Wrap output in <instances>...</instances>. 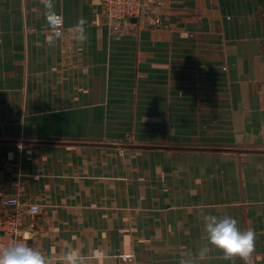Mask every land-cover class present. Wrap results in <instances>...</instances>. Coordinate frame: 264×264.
<instances>
[{
    "label": "crops",
    "instance_id": "crops-1",
    "mask_svg": "<svg viewBox=\"0 0 264 264\" xmlns=\"http://www.w3.org/2000/svg\"><path fill=\"white\" fill-rule=\"evenodd\" d=\"M52 5L59 39L42 0H0V169L41 208L29 244L51 264L73 248L179 264L204 247L198 264H245L208 244L204 216L227 215L264 264V0H154L123 34L101 0Z\"/></svg>",
    "mask_w": 264,
    "mask_h": 264
},
{
    "label": "clouds",
    "instance_id": "clouds-1",
    "mask_svg": "<svg viewBox=\"0 0 264 264\" xmlns=\"http://www.w3.org/2000/svg\"><path fill=\"white\" fill-rule=\"evenodd\" d=\"M47 9L45 16L55 39L62 36L61 18L52 10V0H42ZM86 21L81 18L77 22L74 32L75 40L85 42L87 35L84 25ZM38 211L36 207L32 212ZM204 230L207 234L208 244L223 252L226 260H232L239 257L245 264L255 250L256 233L252 229L241 230L238 222L231 216L217 217L215 215H206L203 218ZM208 247L202 248L195 257L189 254L182 258L179 264H198V261L206 259ZM87 257L76 249H68L63 255V264H87ZM0 264H51L49 257L32 247L29 243L20 241L7 246H0Z\"/></svg>",
    "mask_w": 264,
    "mask_h": 264
},
{
    "label": "built area",
    "instance_id": "built-area-1",
    "mask_svg": "<svg viewBox=\"0 0 264 264\" xmlns=\"http://www.w3.org/2000/svg\"><path fill=\"white\" fill-rule=\"evenodd\" d=\"M107 20L116 28L126 29L132 25L134 18H139L146 13L152 0H101ZM62 35L64 24L61 25ZM127 32L128 29H127ZM7 177L6 172L0 169V246H7L16 242L29 243L34 237V231L26 228L27 215H38L41 208L37 204L31 205L27 210L22 209V204L17 196L9 192L11 187L17 186ZM36 207L38 211L32 212Z\"/></svg>",
    "mask_w": 264,
    "mask_h": 264
},
{
    "label": "rangeland",
    "instance_id": "rangeland-1",
    "mask_svg": "<svg viewBox=\"0 0 264 264\" xmlns=\"http://www.w3.org/2000/svg\"><path fill=\"white\" fill-rule=\"evenodd\" d=\"M101 3H102V1H101ZM152 3H154V0H152L151 2H150V4H149V6H148V8H146V13L145 14H143L141 17H139L138 19H145L146 18V16L148 15V13H149V11H151V8H152ZM102 6H103V4H102ZM103 10H104V6H103ZM104 16H105V11H104ZM105 20H106V23H107V25L109 26V28H110V31L112 32V33H114V34H123V33H128L127 32V29H128V31H130V27L132 26H128L126 29H121V28H116V27H114L113 25H111L110 24V22L107 20V18H106V16H105ZM132 22V21H131ZM248 156L247 155H243V156H241V159H246Z\"/></svg>",
    "mask_w": 264,
    "mask_h": 264
},
{
    "label": "water",
    "instance_id": "water-1",
    "mask_svg": "<svg viewBox=\"0 0 264 264\" xmlns=\"http://www.w3.org/2000/svg\"><path fill=\"white\" fill-rule=\"evenodd\" d=\"M137 20L133 19L132 22L135 23ZM138 148H147V149H154V148H166V149H182L179 147H155V146H136ZM184 149V148H183ZM206 151H233V152H241V150H226V149H200Z\"/></svg>",
    "mask_w": 264,
    "mask_h": 264
}]
</instances>
